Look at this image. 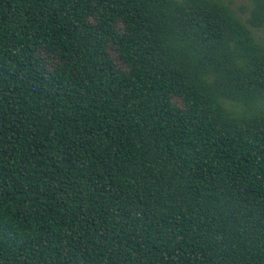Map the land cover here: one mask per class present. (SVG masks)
Segmentation results:
<instances>
[{"label":"trees","instance_id":"trees-1","mask_svg":"<svg viewBox=\"0 0 264 264\" xmlns=\"http://www.w3.org/2000/svg\"><path fill=\"white\" fill-rule=\"evenodd\" d=\"M247 1L0 0V264H264Z\"/></svg>","mask_w":264,"mask_h":264},{"label":"rangeland","instance_id":"rangeland-1","mask_svg":"<svg viewBox=\"0 0 264 264\" xmlns=\"http://www.w3.org/2000/svg\"><path fill=\"white\" fill-rule=\"evenodd\" d=\"M232 3L234 5L235 8H237L239 11H241V9H245V7H248V1L247 0H232ZM247 11V10H245Z\"/></svg>","mask_w":264,"mask_h":264}]
</instances>
